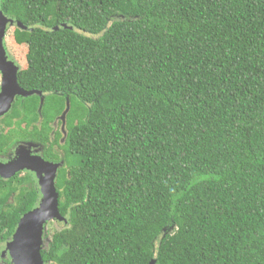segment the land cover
I'll list each match as a JSON object with an SVG mask.
<instances>
[{
	"label": "trees",
	"instance_id": "obj_1",
	"mask_svg": "<svg viewBox=\"0 0 264 264\" xmlns=\"http://www.w3.org/2000/svg\"><path fill=\"white\" fill-rule=\"evenodd\" d=\"M0 9L27 28L13 29L19 85L43 94L0 117V159L38 142L59 164L67 222L44 235L45 264H264V0ZM40 199L33 172L0 177V264Z\"/></svg>",
	"mask_w": 264,
	"mask_h": 264
},
{
	"label": "water",
	"instance_id": "obj_2",
	"mask_svg": "<svg viewBox=\"0 0 264 264\" xmlns=\"http://www.w3.org/2000/svg\"><path fill=\"white\" fill-rule=\"evenodd\" d=\"M18 26L27 29L21 22H15L7 17L0 9V117L6 114L16 96L40 95L43 102V94L39 90L25 91L17 81L19 67L8 58L5 49L4 38L9 26ZM69 108V100H66V108L61 117H64ZM30 145L20 147V155L6 163L0 162V177L10 179L22 171L35 172L38 178L41 199L36 207L20 218L12 239L8 241L2 254L8 253L13 264H45L41 257L43 235L45 225L50 220L62 221L65 218L58 208V193L55 187V178L59 167L58 163L48 162L39 156L30 153ZM29 146V147H28ZM149 264H155L151 260Z\"/></svg>",
	"mask_w": 264,
	"mask_h": 264
},
{
	"label": "rangeland",
	"instance_id": "obj_3",
	"mask_svg": "<svg viewBox=\"0 0 264 264\" xmlns=\"http://www.w3.org/2000/svg\"><path fill=\"white\" fill-rule=\"evenodd\" d=\"M13 29L14 26H9L7 28L6 31V35L4 38V43H5V49H6V53L8 55V58L13 61L18 67L19 69L24 68L26 66V61H25V54L27 51V48L25 45L23 44H17L15 43L14 39H13ZM67 100V98H66ZM66 104V103H65ZM59 122L55 121L52 126L54 130H59L60 134H61V143L63 142V138L64 135L66 134V129H65V119L64 117L58 118ZM22 140H26V139H22ZM45 148L42 149V155H43V151ZM42 158V157H41ZM63 227V223L59 222V221H55V220H50L47 222V224L45 225V231H44V235L46 234L47 238L46 239H50L51 235L58 229ZM43 235V244H45L47 242V240H45ZM7 256V253H1V257L4 258Z\"/></svg>",
	"mask_w": 264,
	"mask_h": 264
},
{
	"label": "flooded vegetation",
	"instance_id": "obj_4",
	"mask_svg": "<svg viewBox=\"0 0 264 264\" xmlns=\"http://www.w3.org/2000/svg\"><path fill=\"white\" fill-rule=\"evenodd\" d=\"M59 120V119H58ZM53 124V123H52ZM54 130V129H53ZM58 132L59 130H54V132H53V134L55 133V132ZM53 136V135H52ZM64 137H65V135H64ZM64 139V138H63ZM60 140H61V137H60ZM59 140V142L61 143V141ZM21 145H23V146H27V145H30V142H28V143H26V142H23V141H21V142H19L17 145H15L14 147H13V149H12V151H11V153L6 157V159L5 160H1L0 159V162H3V163H6V162H8V161H10V160H14V159H16V158H18V156L21 154L20 153V147H21ZM29 147V146H28ZM44 147H43V145H41L40 143H38V142H33L32 143V145L30 146V154L31 155H33V156H39V157H42V149H43ZM54 151L55 152H57L58 151V149H57V146L55 145L54 146ZM44 152V151H43ZM43 158V157H42ZM44 159V158H43ZM47 161V160H46ZM48 162H51V161H48ZM55 163V162H54ZM22 172H26V171H22ZM30 172H32V171H30ZM34 174H35V172H33ZM36 175V174H35Z\"/></svg>",
	"mask_w": 264,
	"mask_h": 264
}]
</instances>
